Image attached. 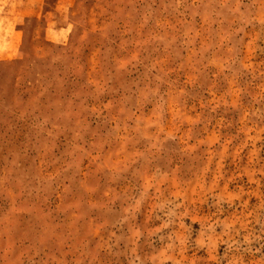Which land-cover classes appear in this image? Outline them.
Wrapping results in <instances>:
<instances>
[{
  "label": "rangeland",
  "instance_id": "1",
  "mask_svg": "<svg viewBox=\"0 0 264 264\" xmlns=\"http://www.w3.org/2000/svg\"><path fill=\"white\" fill-rule=\"evenodd\" d=\"M0 264H264V0H0Z\"/></svg>",
  "mask_w": 264,
  "mask_h": 264
}]
</instances>
